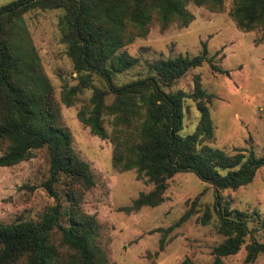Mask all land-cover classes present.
<instances>
[{"label": "trees", "instance_id": "16d2710c", "mask_svg": "<svg viewBox=\"0 0 264 264\" xmlns=\"http://www.w3.org/2000/svg\"><path fill=\"white\" fill-rule=\"evenodd\" d=\"M226 1L14 0L0 8V168L30 161L35 151L48 149L50 178L44 187L56 201L39 221L0 224V264H108L99 245V224L80 207L86 192L95 186L94 174L73 146L61 102L26 24L25 15L36 8L63 13L59 19L62 41L83 84L80 89L94 90L79 119L94 135L111 140L115 169L136 170L139 178L147 177L155 184L151 193L139 196L131 211L159 207L165 202L168 180L181 173L195 174L217 193L218 231L225 240L214 249L213 264H223L225 258L241 251L251 235L250 217L223 205L221 193L252 184L264 168V156L243 149L230 155L206 145L214 138L209 107L213 97L199 84L192 95L172 91L189 71L205 63L215 67L207 45L196 57L178 56L150 64L147 77L116 82L139 63L121 50L146 38L154 23L162 31L172 25L185 28L195 20L187 8L190 4L221 13ZM230 15L240 30H260L264 41V0H232ZM93 75L105 81L114 96L112 104L106 103L108 93L94 86ZM79 91L65 87L62 102L74 106ZM187 99L197 103L200 120L193 134L183 136ZM63 178L67 207L55 189ZM56 230L61 234L58 244L54 242ZM246 248L250 264L264 255V244L254 240Z\"/></svg>", "mask_w": 264, "mask_h": 264}, {"label": "rangeland", "instance_id": "374dc122", "mask_svg": "<svg viewBox=\"0 0 264 264\" xmlns=\"http://www.w3.org/2000/svg\"><path fill=\"white\" fill-rule=\"evenodd\" d=\"M12 1L0 0V8ZM187 8L195 16L188 27L172 25L162 31L156 22L146 38H138L121 50L139 63L133 71L119 76L116 82L124 84L147 77L148 66L156 61L178 56L196 57L206 44L215 67L205 63L189 71L172 91L192 95L199 84L213 97L209 107L214 138L206 145L230 155L235 154L236 149H243L253 150L258 157H263L262 32H244L238 28L230 15L232 0L226 1L221 13L193 4ZM62 14L58 10L36 8L25 15V20L55 96L61 102L63 121L73 136V146L89 163L94 174L95 186L86 192L80 207L84 214L95 217L99 224V245L106 253L108 264H182L185 260L191 264H213L214 249L225 240L218 231L214 186L202 182L192 173L177 174L167 182L162 205L131 211L139 196L151 193L155 184L147 177L139 178L136 170L122 172L115 169L111 140L94 135L79 119V112L89 105L94 90L80 89L83 84L62 41L59 27ZM92 82L96 88L108 93L106 103L112 104L114 96L109 94L105 81L93 75ZM65 87L80 90L72 107L62 102ZM184 110L182 135L187 136L195 132L200 112L192 99L186 100ZM106 128L110 133L107 120ZM34 153L30 161L0 168V224L39 221L56 205L44 187L50 178L49 151L45 148ZM55 189L63 206L67 207L66 179L63 178ZM221 196L223 205L250 217L251 230L241 251L225 258L223 264H250L247 262V245L252 240L264 244V168L258 171L249 186L224 191ZM60 240L61 234L56 230L54 242L58 244ZM253 264H264V255H260Z\"/></svg>", "mask_w": 264, "mask_h": 264}]
</instances>
